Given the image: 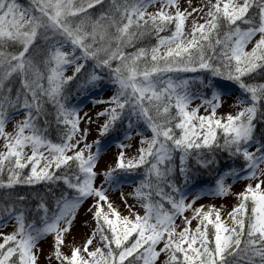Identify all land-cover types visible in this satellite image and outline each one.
Returning a JSON list of instances; mask_svg holds the SVG:
<instances>
[{"label":"snow or ice","instance_id":"obj_1","mask_svg":"<svg viewBox=\"0 0 264 264\" xmlns=\"http://www.w3.org/2000/svg\"><path fill=\"white\" fill-rule=\"evenodd\" d=\"M104 5L105 0H29L28 6L0 0V189L62 186L58 194L50 188L51 202L40 197L35 209L26 206L24 196L0 198V229L14 223L13 231H0V264H39V245L48 236L54 240L49 264H264V136L256 135L257 122L264 121V0H205L191 11L181 8V0H109L108 9L93 19L90 10ZM148 37L156 43L136 47ZM41 38L47 45L44 70L32 55ZM68 66L73 74L65 77ZM81 73L86 74L82 88L107 78L116 89L109 100L97 101L109 105L97 114L107 117L101 137L124 120L129 132L134 120L151 132L135 157L126 158L128 145L120 143L115 167L102 173L96 170L100 139L86 142L89 133L80 128L78 109L65 103V85ZM14 76L21 84L15 97ZM216 78L240 90L236 114L217 116L223 93ZM197 81L212 90L211 98L191 108L201 98L191 90ZM45 104L55 108L59 142L49 137L47 119L40 124ZM201 107L206 115L199 114ZM20 111L24 118L7 131ZM217 151L241 159L243 167L221 174L208 194L226 196L227 176L255 181L236 194L227 219L215 206L194 207L199 196L188 201L172 179L177 153L187 182L189 158L208 167L217 163ZM141 167L144 179L132 195L143 214L121 193L129 208L122 215L108 192L119 185L117 172ZM89 199L94 227L77 245L68 237Z\"/></svg>","mask_w":264,"mask_h":264},{"label":"rangeland","instance_id":"obj_2","mask_svg":"<svg viewBox=\"0 0 264 264\" xmlns=\"http://www.w3.org/2000/svg\"><path fill=\"white\" fill-rule=\"evenodd\" d=\"M19 2L28 6L29 0H19ZM205 3V0H191V5L189 6V0H181V8H188L191 11L192 8H199ZM159 5L155 7H150L149 11H155ZM195 15V14H194ZM202 22V21H201ZM190 27V21L188 23ZM258 38V37H257ZM41 42L38 41L37 44ZM38 47V46H36ZM251 45H249V48ZM35 50V49H33ZM32 50V51H33ZM38 51V48L36 49ZM73 74V67L68 66L65 69V77L71 76ZM12 79H18V77H13ZM12 82V80L10 81ZM111 87L115 89V87L110 84ZM218 89L223 93L222 95V106L217 109V116L224 117L228 113L236 114L240 107L237 105V100L240 98V94L234 91H230L227 89L219 88ZM112 94V93H111ZM110 95V94H109ZM108 96V94H107ZM97 101H102L94 99H90V97H86L84 99L78 100L75 102L72 107L78 109L79 115L82 118L80 121L81 129H88L87 143H92L93 141L100 139L102 144V152L101 158L98 161L97 171L102 173L106 171L109 167L115 166L117 157L121 152V148L118 146L120 143H124L128 145L127 148L123 149L125 152L126 158L135 157L133 155L135 152L138 155V149L140 145V141L142 137L136 130V125H133V129L131 132L125 130L121 137L109 138V139H101L99 135L100 125L104 123V117L98 116L97 114L102 112V108L105 103H97ZM201 104V98L194 99L191 108H195L197 105ZM85 113L87 116L85 117ZM200 115H206L204 107L200 108ZM24 118V112L20 111L18 114H14L13 119L10 120L6 125V130L11 132L14 130V126L17 121L22 120ZM89 119L91 122H89ZM150 130L148 131V133ZM128 134L130 136L129 139H126L125 136ZM3 150V140H0V151ZM30 154V150H28ZM133 155V156H132ZM114 162L113 165H110V162ZM264 167V165H262ZM119 180V185L114 186V190L110 189L108 192L110 201L113 203L114 207L118 209V211L122 215L129 214V208L125 204V199L127 201V205L132 206V210L139 212L141 215L143 214V209L140 207V201H137L134 196V190L136 188V181L134 178H131L125 172H120L116 174ZM102 177H99L96 183L99 185L102 181ZM248 183H255V181L248 180H233L231 176H227L225 180L226 185H231L230 191L226 196H214L208 194L212 189H214L215 185H205V186H197V187H189L184 191L187 194L188 201H191L194 197L199 196V199L196 200L194 207L204 206L205 210H208L210 206H215L216 208L221 210L222 217L227 219V214L232 210L233 206L237 204V195L242 192ZM107 187V185H105ZM3 190H0V194ZM121 193L124 194V198L122 199ZM93 200H87L81 208L78 210L77 218L74 222L73 228L71 230V235L68 237L69 242L75 243L77 245H82L88 236L91 234L92 228L94 227V221L92 220V213L89 212V207L93 204ZM185 215L191 216V211L185 213ZM180 223V221H177ZM196 221H193V227H195ZM14 230V223L9 222L8 226L0 229L4 233H9ZM54 240L51 236L46 237L40 242L39 247L42 249L40 255L39 264H49L48 256L52 251ZM68 251L67 248L64 249Z\"/></svg>","mask_w":264,"mask_h":264},{"label":"trees","instance_id":"obj_3","mask_svg":"<svg viewBox=\"0 0 264 264\" xmlns=\"http://www.w3.org/2000/svg\"><path fill=\"white\" fill-rule=\"evenodd\" d=\"M109 7V0H105L104 8L101 9L99 6L93 10H90V14L93 19L99 16L101 11H106ZM38 41H40V44H37L38 47H35L32 51V55L34 60L38 63V65L41 67L42 70H44L43 66V59L47 55V45L45 41L41 38ZM37 41V42H38ZM48 44L51 43V41L47 42ZM156 40L154 37H148L142 42L137 43L136 47H143L150 44H155ZM38 48V51L36 50ZM128 52L135 51V48H128L126 49ZM91 64L92 62H88V68L91 70ZM204 73H186V74H180L181 77L186 78H195V77H202ZM15 77V76H14ZM12 82H10V86L12 87V96L15 97L17 89H20V78L18 79H12ZM86 81V74L81 73L78 75L77 79L74 81H69L65 85V92L64 95L66 97L65 103L68 107H72V105L77 102L78 100L84 99L86 97H90V99L96 100H102L107 101L109 98L114 94L115 90L113 87L110 86V82L107 78L104 80L98 82L95 86H86L81 87V85H84ZM216 85L219 88L227 89L230 91L237 92L241 95L240 90L235 85L234 82L224 80L223 78H216L215 81ZM46 83V81H45ZM191 90L193 92L199 91L201 93V99L202 98H211V89L204 88L201 86V84L197 81L191 85ZM112 93V94H111ZM108 94V96H107ZM110 94V95H109ZM45 112L47 113L46 117H42L40 120V124L43 126L44 119H47L48 124V134L49 137L54 142H59V133L60 129L56 125L55 115L56 111L53 105L51 104H45ZM109 107L107 103H105L104 107L102 108V111ZM104 117V122L107 119L106 116ZM133 125H136V130L139 133V135L142 137H150L151 132L148 133L149 129L146 128V126L140 122L137 123L135 120L133 121ZM127 129V120H124L123 122H118L117 126L107 135L100 138L101 139H109L113 138V136L121 137L123 132ZM257 137L264 136V121H258L257 122ZM221 142H223L221 140ZM141 145H139L140 148ZM137 156L136 152L133 154ZM132 155V156H133ZM208 159H212V156H208ZM214 159L217 161L216 164L210 165L208 167H203L200 164L196 162V158L192 157L189 158L187 161V166L189 169V178L187 182L184 181L183 177L180 174L179 166V153H177L174 157V164H175V172L173 173L172 179L176 182L178 186H180L183 190L189 188V187H197V186H205V185H215L216 180L219 179L220 175L223 173H226L230 168H242L243 162L241 159L233 160V158L229 157L227 152L224 151H217L214 154ZM113 161L110 162V165H113ZM115 166H112L114 168ZM144 171L145 169L143 167L137 168L132 170L131 172L126 171H119L125 172L128 174L131 178H134L136 181V187L139 185L140 181L144 179ZM29 172V169L24 170V175L26 176ZM116 173V174H117ZM227 178V177H226ZM225 178V180H226ZM3 179H7L6 174L4 175ZM62 186H56V185H50L45 183H38L34 185H17L14 189L8 190V189H0L3 190L0 194V198L4 197L7 194H10L12 198H15L16 196H24L26 198V206L35 209L36 205L39 203L40 197H44L47 201L51 202L52 196L49 192V189L51 188L53 192H56L58 194V188ZM168 189H166L167 191ZM31 218V217H30Z\"/></svg>","mask_w":264,"mask_h":264},{"label":"bare ground","instance_id":"obj_4","mask_svg":"<svg viewBox=\"0 0 264 264\" xmlns=\"http://www.w3.org/2000/svg\"><path fill=\"white\" fill-rule=\"evenodd\" d=\"M128 129V128H127ZM115 137H117V136H115ZM135 180V179H134Z\"/></svg>","mask_w":264,"mask_h":264}]
</instances>
